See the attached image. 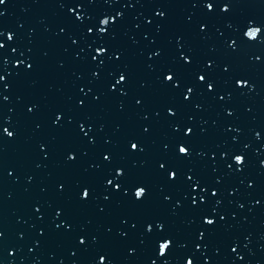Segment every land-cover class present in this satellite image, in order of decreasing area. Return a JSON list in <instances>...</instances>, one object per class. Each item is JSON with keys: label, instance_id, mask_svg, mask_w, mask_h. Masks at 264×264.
Segmentation results:
<instances>
[{"label": "water", "instance_id": "water-1", "mask_svg": "<svg viewBox=\"0 0 264 264\" xmlns=\"http://www.w3.org/2000/svg\"><path fill=\"white\" fill-rule=\"evenodd\" d=\"M189 261L264 264V0H4L0 264Z\"/></svg>", "mask_w": 264, "mask_h": 264}, {"label": "snow or ice", "instance_id": "snow-or-ice-1", "mask_svg": "<svg viewBox=\"0 0 264 264\" xmlns=\"http://www.w3.org/2000/svg\"><path fill=\"white\" fill-rule=\"evenodd\" d=\"M3 2H4V0H0V3H3ZM210 7H211V6H210ZM102 23H103L104 25H108V24H109V21H108L107 19H105V20L102 21ZM101 31H104V29L102 28ZM101 51H103V50H101ZM200 79H201V80H204L205 78H204L203 76H201ZM120 80H121V81L125 80V77H124V76H121V77H120ZM167 80L172 81V80H173V76L169 75V76L167 77ZM9 135H11V133H9ZM132 148H133V149H136V148H138V145L133 144V145H132ZM179 151H180L181 153L187 154L189 150H188L187 148H185V147H181V148L179 149ZM236 162H237L238 164H243V163H244V158L241 157V156H237V157H236ZM173 176H175V173H173ZM145 193H146V190H145L144 188L141 187V188H139V189L136 191L135 195H136L137 198H141V197H143V196L145 195ZM88 195H89V193H88L87 191H85V192H84V196L87 197ZM207 223H208L209 225H211V224L214 223V221L211 220V219H209V220H207ZM170 246H171V241H167V242L161 243V244H160V253H161V255H164V254L166 253V251L170 248ZM102 264H103V262H102ZM188 264H193V262H192V261H189Z\"/></svg>", "mask_w": 264, "mask_h": 264}]
</instances>
